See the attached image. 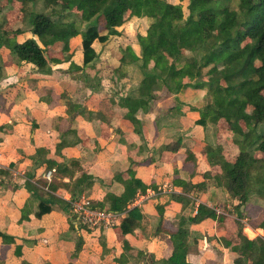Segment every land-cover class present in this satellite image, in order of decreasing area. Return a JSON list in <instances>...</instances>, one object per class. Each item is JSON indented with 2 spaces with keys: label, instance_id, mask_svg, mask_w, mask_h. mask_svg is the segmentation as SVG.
<instances>
[{
  "label": "trees",
  "instance_id": "obj_1",
  "mask_svg": "<svg viewBox=\"0 0 264 264\" xmlns=\"http://www.w3.org/2000/svg\"><path fill=\"white\" fill-rule=\"evenodd\" d=\"M15 12L19 13L21 26L8 29L7 14ZM133 17L145 18L147 22L144 34L135 33L138 54L130 45L119 46V65L112 71L118 80L131 77L134 70L137 72L138 85L128 87L125 93L118 91L117 100V104L126 110L125 117L133 124V141L126 142L122 132L116 131L129 148L136 147L142 155L147 148L149 153L143 160L130 156L125 176L115 174L110 182L112 188L119 181L120 191L107 193L103 202L95 204L84 193L93 179L84 173L74 179L79 161L63 153L66 147L75 146L80 140L77 130L68 127L61 131L55 149V155L61 160L49 159L47 168L56 166L57 173L67 176L69 181L41 183L31 172L24 174L29 200L37 199L34 216L40 218L57 207L71 214L69 203L56 195L59 188H64L71 197L85 195L94 206L124 211L112 226L123 235L136 230L144 235L142 204L131 206V202L137 192H144L148 186L136 177L134 168L159 152H176L181 147H186L185 160L198 164V158L183 143L181 135L169 136L151 148L146 144L142 124L136 115L139 111H151L154 100L164 93L173 101L166 115L198 111L196 123L204 129L212 127L215 134L223 131L220 124L223 120L227 134L225 140L237 148L236 154L229 157L221 143L206 145L202 157L210 164H217L220 171L211 175L207 170L203 173V180L197 183L174 180L175 189L179 187L182 192L196 195L205 191L210 183L221 186L229 199H238V204L232 207L239 218L253 195L264 199V0H0V80L5 77L3 48L9 50L12 62L30 63L38 72L49 73L51 62L57 64L70 60L69 40L79 35L82 66L71 63L70 67L79 70V77L88 84L94 81V88L99 81L96 76L99 54L93 42L109 43L113 36L123 33L119 28ZM25 31L32 36L17 42L15 36ZM50 50L58 56L50 57ZM201 90L204 98L198 99L196 105L184 102L178 96L185 91L196 94ZM61 98L64 99L65 95ZM66 110L91 117L100 115L69 101H66ZM9 172L7 168H0V175L8 176ZM170 197L181 200L182 194L172 191ZM28 204L23 206L21 219L26 217ZM157 210L162 222V208L157 206ZM72 217L71 229L75 216ZM207 217L222 225L226 214L217 215L210 207L199 204L193 216L181 215L174 230H165L172 249L167 258L155 260L153 255L142 250L137 253L138 261L145 257L146 264H192L187 260L189 226ZM235 222L238 229L234 237L222 239L223 245L236 253L234 264H264V237L258 235L248 239L239 220ZM261 225L264 227V210ZM0 237L4 243L15 242L13 236L2 231ZM124 244L125 250L131 249L129 244ZM80 248L81 239L77 238L75 253ZM15 254L21 255L20 245H16ZM120 257L122 255L117 258L119 262ZM0 264L3 263L0 261Z\"/></svg>",
  "mask_w": 264,
  "mask_h": 264
},
{
  "label": "crops",
  "instance_id": "obj_2",
  "mask_svg": "<svg viewBox=\"0 0 264 264\" xmlns=\"http://www.w3.org/2000/svg\"><path fill=\"white\" fill-rule=\"evenodd\" d=\"M137 19L144 22L145 26L143 30L142 27L140 30L134 28L131 34L127 28ZM20 26L19 15L14 17V13H8L6 28ZM146 27L145 18L133 17L119 28L123 33L113 36L109 43L93 42L99 54L96 63L99 81L94 88V81L88 84L79 77V70L70 67L71 63L82 66L79 35L69 40L70 60L57 64L51 62L49 73L38 72L30 63L12 62L9 50L3 48L1 53L5 77L0 80V161L5 168L26 174L32 173L33 166L37 164L34 175L38 182H68L67 176L57 173L56 166L47 168V161L61 160L55 155L56 145L60 141L61 131L71 127L77 130L80 140L77 138L78 144L66 147L63 153L79 161L73 178H79L84 173L87 178L93 179L92 185L84 193L95 204L103 202L107 193L117 194L120 191L119 181L110 188L114 175L121 173L125 176L129 157L143 160L149 149L145 148V154L142 155L136 147L129 148L127 143L120 140L122 136L130 143L134 137L133 124L125 117L126 110L117 104L118 96L121 92L125 93L128 87L137 86L139 79L135 70L131 77L119 80L112 75V71L119 65V46L130 45L138 54L135 33L144 34ZM31 36L30 32L25 31L17 34L15 40L22 42ZM53 52L49 51L50 57L58 56ZM62 95H65L64 99ZM178 96L184 102L196 105L198 99L204 98V91L196 94L185 91ZM66 101L81 104L88 111L100 115L91 117L89 114L69 112L66 110ZM172 105V98L163 93L154 100L151 111L137 113L146 144L151 148L152 145H160L169 136L174 138L181 135L183 143L198 158V164L186 161V147H181L176 152H159L134 168L136 177L147 188L158 191L156 196L141 205L144 235L139 230L123 235L115 227L90 229L75 218L71 229L72 214L59 207L37 218L34 216L37 199L29 200L30 193L24 187V177L14 178L9 172L8 176L0 175V231L13 236L15 242L4 243L0 237V261L3 264H146L145 257L139 261L137 258L138 251L142 250L153 255L155 260L165 259L172 251L169 234L165 230H174L179 216H193L201 203L208 207L222 205L228 210L222 225L207 217L189 226L187 260L192 264H234L236 253L230 247H225L222 239L234 237L238 229L235 220L245 215L251 217L254 223L248 222V227L241 224L243 234L248 239L258 235L264 237V227L261 225L264 203L257 198L251 197L244 205L245 215L237 218L232 206L239 201L236 198L229 199L221 186L210 183L205 191L196 195L182 192L179 187L175 189L174 180L197 183L203 180V173L207 170L211 171V175L220 171L217 164H210L202 157L206 145L221 143L229 157L236 154L237 148L224 140L222 131L215 134L212 127L204 129L197 124L198 111L187 110L183 115H166V110ZM116 130H120L122 135H118ZM52 168L55 170L48 181L43 175ZM172 191L181 193L182 199H172ZM56 195L62 198L71 196L64 188H59ZM27 202L26 217L21 219L23 206ZM157 206L162 208V222ZM77 238L81 239V248L75 253ZM124 242L131 249L125 250ZM16 245L21 246V255L15 254ZM121 255L119 262L117 258Z\"/></svg>",
  "mask_w": 264,
  "mask_h": 264
},
{
  "label": "built area",
  "instance_id": "obj_3",
  "mask_svg": "<svg viewBox=\"0 0 264 264\" xmlns=\"http://www.w3.org/2000/svg\"><path fill=\"white\" fill-rule=\"evenodd\" d=\"M0 168H5L1 161ZM54 170L55 169L52 168L47 173H45L43 175L44 179L50 181L51 173ZM9 171L14 178L24 177V174L21 172L12 169H9ZM157 192L158 191L151 188H147L144 192H137L134 200L131 202V206L141 205L147 199L156 196ZM63 199L69 203L70 213L74 215L79 222L81 221L82 224L86 225L90 229L112 227L124 214V211L107 210L98 206H94L91 200L83 194L77 195L75 197L70 196ZM210 208L217 215L226 214V211L222 205H211ZM194 212H196V210H194ZM239 220L244 227H248V220L246 217L241 219L239 218Z\"/></svg>",
  "mask_w": 264,
  "mask_h": 264
},
{
  "label": "rangeland",
  "instance_id": "obj_4",
  "mask_svg": "<svg viewBox=\"0 0 264 264\" xmlns=\"http://www.w3.org/2000/svg\"><path fill=\"white\" fill-rule=\"evenodd\" d=\"M173 1H178V0H173ZM184 4V3H183ZM14 6H17L16 5V3H14ZM83 10V9H82ZM19 15V13H14V17L15 16H18ZM145 26V24H144V22H141V21H139L138 19L135 21V23H132V24H130L129 25V28H127V30H128V32L129 33H133V30H134V28H139V30H140V28L142 27V30H143V27ZM224 124V126H223V124ZM220 124H221V126H222V132L224 133V135L226 134V130L224 129V128H226V125H225V123L223 122V120H221L220 121ZM228 133V132H227ZM227 135V134H226ZM225 135V136H226ZM225 136H224V140H225ZM227 137V136H226ZM253 197H255V198H257V200H260L261 201V203H264V199L263 198H260V197H258L257 195H253ZM245 215V214H244ZM246 217H247V219H248V222L250 223V224H253L254 222H253V220H252V218L250 217L249 218V216H247V215H245ZM75 219H77L76 217H75ZM81 222V221H80Z\"/></svg>",
  "mask_w": 264,
  "mask_h": 264
},
{
  "label": "water",
  "instance_id": "obj_5",
  "mask_svg": "<svg viewBox=\"0 0 264 264\" xmlns=\"http://www.w3.org/2000/svg\"><path fill=\"white\" fill-rule=\"evenodd\" d=\"M36 167H37V164H35V165L33 166V168H32V174L35 173V169H36Z\"/></svg>",
  "mask_w": 264,
  "mask_h": 264
}]
</instances>
